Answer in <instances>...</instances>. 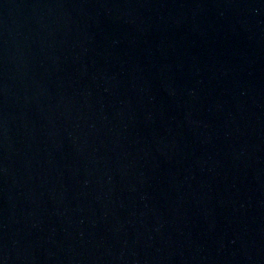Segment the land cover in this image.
Returning a JSON list of instances; mask_svg holds the SVG:
<instances>
[{
  "label": "water",
  "instance_id": "95a60500",
  "mask_svg": "<svg viewBox=\"0 0 264 264\" xmlns=\"http://www.w3.org/2000/svg\"><path fill=\"white\" fill-rule=\"evenodd\" d=\"M0 264H264V0H0Z\"/></svg>",
  "mask_w": 264,
  "mask_h": 264
}]
</instances>
